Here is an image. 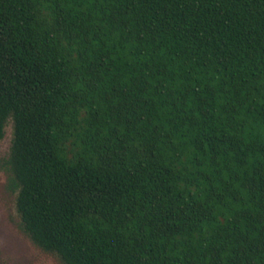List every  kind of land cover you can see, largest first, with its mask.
Here are the masks:
<instances>
[{"label": "trees", "instance_id": "1", "mask_svg": "<svg viewBox=\"0 0 264 264\" xmlns=\"http://www.w3.org/2000/svg\"><path fill=\"white\" fill-rule=\"evenodd\" d=\"M9 119L62 264H264V0H0Z\"/></svg>", "mask_w": 264, "mask_h": 264}, {"label": "rangeland", "instance_id": "2", "mask_svg": "<svg viewBox=\"0 0 264 264\" xmlns=\"http://www.w3.org/2000/svg\"><path fill=\"white\" fill-rule=\"evenodd\" d=\"M12 137L13 124L9 119L0 141V264H62L55 255L34 246L20 229L16 195L7 189L8 175L4 168Z\"/></svg>", "mask_w": 264, "mask_h": 264}]
</instances>
